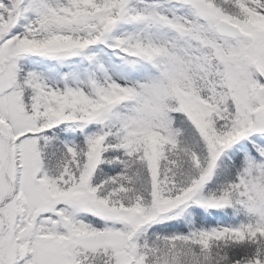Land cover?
Wrapping results in <instances>:
<instances>
[{"label": "snow or ice", "instance_id": "6c2138e0", "mask_svg": "<svg viewBox=\"0 0 264 264\" xmlns=\"http://www.w3.org/2000/svg\"><path fill=\"white\" fill-rule=\"evenodd\" d=\"M0 264H264V0H0Z\"/></svg>", "mask_w": 264, "mask_h": 264}]
</instances>
